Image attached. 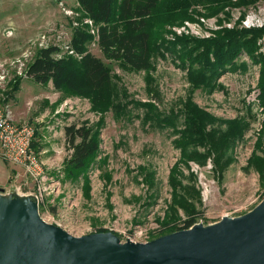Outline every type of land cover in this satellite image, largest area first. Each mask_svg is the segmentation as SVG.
I'll return each instance as SVG.
<instances>
[{
	"label": "rangeland",
	"instance_id": "374dc122",
	"mask_svg": "<svg viewBox=\"0 0 264 264\" xmlns=\"http://www.w3.org/2000/svg\"><path fill=\"white\" fill-rule=\"evenodd\" d=\"M65 10L73 13L67 16ZM199 13L202 16L194 15V20H186L168 30L178 36L202 39L213 37L220 28H247L246 21L252 22V27L264 26V0L246 9L232 10L229 23L219 24L216 18ZM241 13L244 18L238 24ZM85 20L76 0H0V65L8 69V76L0 85V109L9 105L13 123L26 122L35 127L33 148L41 159L63 165L69 154L62 133L65 126L87 122L95 129L104 123L100 130L101 156L108 159L104 169L95 167L89 172V192L81 183L60 178V195L54 204L44 201L39 205L43 220L60 223L73 236L112 230L122 237L123 233L150 229L166 213L171 198L168 176L178 163L183 185L194 187L197 195L188 199L191 207L187 211L174 206L172 229L183 227L184 221L190 218L207 225L224 216H241L257 206L264 199V174L250 167L249 160L253 154L264 157V107L258 99L262 65L246 56L238 58L236 63L245 62L246 66L222 75L218 80L220 89L212 93L199 89L191 92L187 71L168 51L162 50L154 58L151 71L135 72L105 59L94 39L88 50L108 67L118 88L126 91V101H130L120 117L111 111L98 114L87 99L66 96L51 84L37 85L25 77L26 67L44 47L55 45L63 55H70L66 47L72 31L80 23L85 24ZM8 31L12 36H6ZM165 39L173 37L168 34ZM257 46V54L264 56V36ZM22 55H26L23 70H10L9 61ZM16 82H20L19 87ZM14 86L21 88L20 93L18 89L13 90ZM188 99L216 119L244 121L245 131L235 140L230 150L232 162L225 168L215 167L212 156L204 163L201 160L180 162L174 132L142 123L146 110L133 104L150 102L168 114L181 109ZM41 115H44L42 121H36ZM221 128L224 130L225 125ZM41 148L46 152L42 153ZM198 151L204 150L198 147ZM142 169L154 175L155 187L151 190L143 180ZM0 188L5 193L16 192L21 196L32 195L33 191L23 170L2 160ZM150 200L154 204L147 207ZM161 228L149 231L150 238L167 233L168 230Z\"/></svg>",
	"mask_w": 264,
	"mask_h": 264
},
{
	"label": "trees",
	"instance_id": "16d2710c",
	"mask_svg": "<svg viewBox=\"0 0 264 264\" xmlns=\"http://www.w3.org/2000/svg\"><path fill=\"white\" fill-rule=\"evenodd\" d=\"M259 1L76 0L82 18L92 22V26L80 23L72 31L69 48L77 58L63 55L61 48L55 45L42 48L28 64L25 77L41 86L50 83L54 90L66 96L87 99L91 109L98 114L111 111L115 117H120L130 101H126V91L118 88L108 67L88 50V45L94 39L105 59L119 62L135 72L151 71L154 58L162 50L168 51L187 71L191 92L199 89L212 93L220 89L219 78L229 70L235 71L246 66L245 62L236 63L238 58L246 56L262 65L258 99L264 107V56L257 54V43L264 36V26L220 28L214 32L213 37L202 39L178 36L168 30V27L180 25L186 20H194V15L202 16L200 11L206 18H216L219 24L229 23L232 10L246 9ZM243 18L241 13L237 23ZM92 28L94 34L90 32ZM168 34L173 37L172 40L165 39ZM18 87L14 86L13 90ZM133 104L146 110L142 123L150 124L151 128H169L174 132V144L180 151V162L185 164L198 160L204 163L212 156L215 167L225 168L232 162L230 150L235 140L245 131L243 120L216 119L191 99L183 102L178 111L168 114L160 112L150 102ZM103 124L93 129L87 122H83L67 125L63 129L65 148L69 154L63 161L62 179L70 183H81L82 188L88 189V192L89 172L95 167L104 169L108 160L101 156L100 150V130ZM223 125L224 130L221 128ZM198 147L204 150L203 153L198 151ZM249 164L263 176L264 157L253 154ZM179 165L175 164L169 172L167 182L171 198L166 205L165 215L157 220L162 231H168L160 236L188 229L195 224L194 219L190 218L184 221L183 227L171 228L176 215L174 206L187 211L191 207L188 199H194L197 195L194 187L183 185ZM140 173L150 190L155 187L153 173L143 169ZM153 204L150 200L146 206Z\"/></svg>",
	"mask_w": 264,
	"mask_h": 264
},
{
	"label": "water",
	"instance_id": "95a60500",
	"mask_svg": "<svg viewBox=\"0 0 264 264\" xmlns=\"http://www.w3.org/2000/svg\"><path fill=\"white\" fill-rule=\"evenodd\" d=\"M0 264H264V199L241 216L133 243L110 231L73 236L43 220L34 195L0 188Z\"/></svg>",
	"mask_w": 264,
	"mask_h": 264
},
{
	"label": "built area",
	"instance_id": "2783aa9c",
	"mask_svg": "<svg viewBox=\"0 0 264 264\" xmlns=\"http://www.w3.org/2000/svg\"><path fill=\"white\" fill-rule=\"evenodd\" d=\"M73 12L65 10V15L70 16ZM85 24L92 26V22L86 19ZM254 24L247 21L244 23L245 27L253 26ZM94 34V31L91 30ZM7 37L12 36V32L6 33ZM46 48V47H44ZM66 52L73 55V51L66 47ZM26 55L15 58L9 61L8 68L10 70L16 69L18 72L22 71L25 67L24 61ZM27 68V67H26ZM8 69L4 64L0 65V85L6 80L8 76ZM36 131L35 127L29 123L15 124L12 121L10 107L6 105L0 109V159L5 161L7 164L15 165L23 170L24 176L27 181L33 186L32 195H34L38 201V204L46 201L48 204L53 205L55 200L60 195L61 181L63 178L61 173L62 166L54 163V161L45 163L39 153L33 148V142ZM200 224L206 225L202 222ZM58 227L61 226L58 222H53ZM198 224V223H195ZM193 224V225H195ZM192 225V226H193ZM160 226L156 225L150 229H139L133 233H123V236L114 233L119 237L121 242H133V243H147L156 238H150L149 231H157ZM68 232V231H67ZM69 233V232H68Z\"/></svg>",
	"mask_w": 264,
	"mask_h": 264
},
{
	"label": "crops",
	"instance_id": "0c3cea01",
	"mask_svg": "<svg viewBox=\"0 0 264 264\" xmlns=\"http://www.w3.org/2000/svg\"><path fill=\"white\" fill-rule=\"evenodd\" d=\"M50 84V83H49ZM20 90H21V88H19V91H18V93H20ZM51 102V101H50ZM12 106V105H11ZM42 117H44V115H41V116H39V117H37L35 120L36 121H39V122H41L42 121ZM20 124V123H19ZM63 134H64V132H62ZM40 141V140H39ZM42 149V148H41ZM52 149H54V148H52ZM42 151V153H45L46 152V149H42L41 150ZM0 160H2V159H0ZM3 161V160H2ZM4 163H5V161H4ZM15 172V171H14Z\"/></svg>",
	"mask_w": 264,
	"mask_h": 264
}]
</instances>
